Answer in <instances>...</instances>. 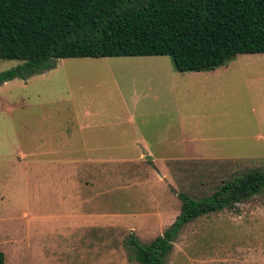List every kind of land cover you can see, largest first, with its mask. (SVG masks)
Listing matches in <instances>:
<instances>
[{"label":"rangeland","instance_id":"obj_1","mask_svg":"<svg viewBox=\"0 0 264 264\" xmlns=\"http://www.w3.org/2000/svg\"><path fill=\"white\" fill-rule=\"evenodd\" d=\"M157 58L56 59L47 71L0 83L3 264H54L56 256L50 255L51 249L68 246L69 240L61 235L39 243L35 233L26 234L24 217L38 211L39 182L53 180V171L41 170L39 162L46 159L53 167L55 160L65 158L68 145L61 142L69 136L84 137L85 130L79 125L86 122L105 128L118 124L113 128H120L127 120L124 112L128 109L132 112L129 120L137 123L147 140L177 139L172 121L178 111L191 152L196 149L206 157L232 158L168 163L163 181L171 197V220L179 212L177 192L200 198L236 173L264 171V53L237 54L214 71L209 70L205 80L198 76L184 81L183 86L169 76L170 72L178 75L171 58ZM18 63L0 59V72ZM86 110L94 114L83 115ZM166 122H172V126ZM157 127H167L161 130L166 137L152 133ZM63 148L65 153L61 152ZM120 151L129 152L125 148ZM140 162L155 169L150 161ZM47 209L53 211V207ZM23 238L32 246L28 251ZM125 238L116 242L128 254ZM13 247H19L20 251H15L19 257ZM20 253L29 254L22 261ZM163 264H264V190L235 208L203 215L184 225Z\"/></svg>","mask_w":264,"mask_h":264},{"label":"trees","instance_id":"obj_2","mask_svg":"<svg viewBox=\"0 0 264 264\" xmlns=\"http://www.w3.org/2000/svg\"><path fill=\"white\" fill-rule=\"evenodd\" d=\"M264 53V0H0V59L20 61L0 83L63 58L169 56L178 72L209 71L237 54ZM264 190V171L236 173L209 195L177 192L179 212L148 243L124 239L128 258L163 264L187 223ZM0 264L3 255L0 252Z\"/></svg>","mask_w":264,"mask_h":264},{"label":"crops","instance_id":"obj_3","mask_svg":"<svg viewBox=\"0 0 264 264\" xmlns=\"http://www.w3.org/2000/svg\"><path fill=\"white\" fill-rule=\"evenodd\" d=\"M157 57L117 58L159 60ZM210 71H175L178 75L170 72L169 76L183 86L184 81L198 76L205 80V74ZM171 92H174L173 86ZM131 113L125 110L127 120L120 128H113L118 124L107 128L89 122L79 125L80 130H85L84 137L69 136L60 141L61 145H68L66 156L69 159L65 156L55 160L53 167L46 159L39 162L41 170L53 171V180L44 178L39 182L38 211L24 217L25 230L26 234L35 233L39 243L53 239L54 235L69 240L68 246L51 249L50 255L56 256L54 264H138L128 258L126 250L116 241L129 234L139 241L151 240L161 235L173 221L168 215L171 197L163 181L168 163L189 159H232L206 157L196 149L191 152L178 111L174 112L176 117L172 121L178 138H165L167 140H147L139 132L137 123L129 120ZM90 114L94 113L86 110L83 115ZM172 122L166 123L171 127ZM127 125L131 127L130 131ZM166 128L157 127L152 133L166 137L161 131ZM124 148L128 149V154L120 151ZM61 152L65 153L64 148ZM145 160L150 161L155 169L140 162ZM51 207L53 211L47 209ZM155 232L158 233L156 236H150ZM23 239V247L28 251L32 246L26 238ZM12 250L19 257L15 253L20 251L19 247ZM28 254L20 253L22 261ZM31 255L33 260L36 259V253Z\"/></svg>","mask_w":264,"mask_h":264}]
</instances>
